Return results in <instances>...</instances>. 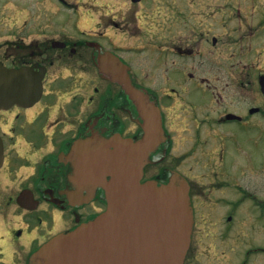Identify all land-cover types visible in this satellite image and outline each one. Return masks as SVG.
Listing matches in <instances>:
<instances>
[{"label":"flooded vegetation","instance_id":"obj_1","mask_svg":"<svg viewBox=\"0 0 264 264\" xmlns=\"http://www.w3.org/2000/svg\"><path fill=\"white\" fill-rule=\"evenodd\" d=\"M57 2L65 4L64 0H47L49 8L43 6L30 12L27 0H14L13 7L0 0V5L10 9L1 7L2 16L6 11L10 19L22 15L19 21L0 22V66L12 70L29 68L42 75L37 102L0 109V206L5 207L0 212L5 225L0 232V264H33L32 255L50 238L74 230L105 210V194L97 183L98 172L88 164L85 143L114 137L135 140L143 135L145 115L121 85L105 79L98 71V59L105 53L113 54L128 67L131 85L146 104L160 111L166 140L151 154L141 181L164 184L178 173L187 182L193 225L183 264H195L202 255L199 247L205 241L214 253L219 247L229 248L231 264H251L253 256L264 260V195L239 183L240 172L255 171L263 180L260 186L264 192V149L262 155L255 157L235 140V130L224 127L239 123L242 129L255 128L249 148L256 151L264 147V94L259 83L264 76V2L236 0L235 5L223 8L220 0H201L197 13L200 23H182L177 18L169 22L171 29L174 23L180 28L177 36H195L198 26V37L191 38L184 47H170V52L183 61L177 80L185 74L186 80L199 82L204 92L199 102L190 101L176 87H169V60L163 59L162 64L167 86H152V74L137 71L119 44L104 41L108 37L103 29L114 22L106 17L109 11L89 18L91 22L97 20L91 24L95 29L85 33L81 24L90 23L89 19L78 23L83 9L71 7L69 11H77L76 22H62ZM55 7L57 10L53 11ZM228 23L235 27L227 38L237 47L230 55L232 74L257 89L256 100L241 105L237 104L236 92L226 94L228 86L211 84L218 82L220 60L210 58L207 65L204 60L221 40V34L215 31ZM153 47L157 52L161 50L162 57H169L167 43ZM243 56L245 62L238 61ZM189 63L195 74L185 72ZM176 103L183 105L180 114L187 108L184 119L200 133L193 147L181 155H173L174 141L169 131V114ZM198 111H204L203 118H197ZM213 127L225 132L217 133L219 149L201 151L204 160L197 162L199 166L189 167L190 158L196 156L194 147L204 148L211 139H217L211 133ZM75 147L79 149L72 153ZM197 167L207 172L202 183L192 176ZM246 207L253 212L245 217Z\"/></svg>","mask_w":264,"mask_h":264},{"label":"water","instance_id":"obj_2","mask_svg":"<svg viewBox=\"0 0 264 264\" xmlns=\"http://www.w3.org/2000/svg\"><path fill=\"white\" fill-rule=\"evenodd\" d=\"M97 68L105 79L121 85L145 115L144 133L135 140L114 137L85 143L86 158L98 172L106 209L76 229L52 237L32 255L31 262L183 264L193 224L186 181L177 173L164 184L140 181L150 155L166 139L159 110L141 98L129 81L127 66L116 56H100ZM41 80L42 75L32 69L0 66V109L34 104L41 94ZM259 83L264 94V76ZM78 149L73 148L72 153ZM2 160L0 140V167Z\"/></svg>","mask_w":264,"mask_h":264},{"label":"rangeland","instance_id":"obj_3","mask_svg":"<svg viewBox=\"0 0 264 264\" xmlns=\"http://www.w3.org/2000/svg\"><path fill=\"white\" fill-rule=\"evenodd\" d=\"M43 1L46 2L43 3ZM64 1L65 4H60V2L56 3L60 7V17L64 18L62 22H65V20H67V22L69 21V23L76 22L77 11L75 9L69 11L71 7H77L79 8V10L80 8L83 9L80 10L83 11V15L80 16L78 23L85 20L87 21V19L91 17H101L103 13L109 11L106 17L108 19L112 18L114 22H110L111 26L107 30L103 29V31L108 37L103 38L104 41L106 42V40H108L109 42L119 44L125 51L124 53H126L125 57L132 61L137 71H140L142 74H145V72L152 74V78L150 79L152 80V83H150L152 86H167L165 79V66L162 64H165L164 60H169V87H176L180 93L184 94L187 99L193 102H199L201 97L204 95L203 90L200 89L198 86V81L194 82L192 80H189L188 78L186 80L185 74L182 76V79L177 80L179 72L181 71L178 67H181L183 65V61L181 58L175 57L170 52V47H184L187 41L189 42L191 38L198 37V26L194 31L195 36H191L184 33L182 35L177 36L178 33H180V28L178 27V25H176L177 23L173 24V29H171L169 25V22L172 20V18H177V21L182 23H186L189 20H193L197 22V24L200 23V20L197 19V13L201 6V0H140L139 2H131L130 0ZM261 1L264 2V0ZM3 2L7 6H14V0H3ZM27 2V8L30 12L32 10L36 11L37 8H41L43 6H46V8L44 9L49 8L47 0H27ZM235 2L236 0H220V5L223 6V8H227L231 5H235ZM1 7L10 10L9 8H6L1 4L0 11H4L1 9ZM103 7L107 8V10L103 9ZM90 9L93 10L91 11ZM56 10L57 8L55 7L53 11ZM21 16L22 15L20 14L15 15L14 17H12V19L13 21H19L21 19ZM12 19L9 18L7 11L4 16L0 14V22L8 23ZM44 21L47 23L49 20L47 17H45ZM89 21L90 23L86 22L81 24V27L86 29L85 33H89L91 29H95L93 26H91V24L97 20L94 19L91 22V20L89 19ZM234 27V24L229 25L228 23L227 26L225 28L222 27L219 32L215 31V34H221V40L214 48L212 54L207 55L208 57H205L204 60L206 65L209 63L210 58L211 60H220L221 67L220 71L217 74L218 82H211V84H217L219 86H228V88L224 90L226 94L229 96L232 95L233 92H236L237 104L241 105L244 102H250L251 100L255 101L257 89L255 86L253 87L252 83L246 85V79L240 78L239 76L232 74V71L230 69V55L236 52L237 47L233 46L227 37L229 36V33L233 31ZM101 31L102 29H99V32ZM156 43H167L169 45V57H166L167 55H165V57H162L163 55L160 49L158 50V52L156 51V49L153 47V44ZM242 53L243 55H245V51H243ZM239 60H243L242 62H245L244 56L238 59V61ZM172 62H174V65L172 64ZM190 66L191 63L187 65V69L185 70V72L195 74V72L191 70ZM170 78H175L176 81L172 82L170 81ZM240 82L243 83L242 86L240 85ZM251 86L253 87V89H251ZM226 103H228V100H226ZM171 106L172 104L170 105V107ZM216 107H218V105H216L214 108ZM171 108L173 113L171 112L169 114V131L174 141L172 152L173 155H181L186 150H189L191 147H193L194 139H199L200 133L196 131V127L192 125V122L184 119L187 116V108L183 110L182 114H180V110H182L183 108L182 104L176 103ZM203 117L204 111H198L197 118ZM224 127L235 130L237 134L235 140L241 143L246 148V150H250V152L253 153L255 157L263 154L262 150L264 149V147L256 151L251 150L249 148V141L255 133V128L246 127V129H242L243 126H241L239 123L227 124L224 125ZM219 132L222 135L225 134V132L219 130L216 127H213L211 133L216 135L217 139H211L209 144L204 148H201L200 145L194 147V150L196 151V156L195 158H190V163L188 164L189 167H193L194 165L199 166L197 162H202L204 160L200 157L201 151H217L219 149V138L217 135V133ZM262 140L260 142L261 145ZM169 159L171 161L174 160L171 157H169ZM230 159L234 160V157L231 156ZM183 163L184 164H182L181 169L184 171L186 169L185 161ZM206 174L207 172H204L203 170L200 171L197 167L194 168V173L192 174V176L195 180L200 181V183H202L206 181ZM256 174L257 173L255 171L253 172V174L250 171L246 170L240 172L239 183H241L244 187H252L255 192L263 196L264 192L263 190H261L262 186H260L261 183H263V180L261 179L260 175L257 176ZM251 184L259 187V189H256L254 186H250ZM218 194L219 193L216 192V196H218ZM225 207H222V209ZM4 208L5 207L1 205L0 212ZM249 208H245V217L247 215H251L253 212H251V208ZM219 209L221 210V208ZM10 213L11 212H9V214ZM6 219L9 220L10 216H7ZM16 226L17 225L15 224V222H13V227ZM4 230L5 225L2 217L0 216V232H3ZM222 245L224 247H228L229 244L223 243ZM210 249L211 244L208 241H205L204 245H201V247H199V250L200 252H202V255L195 262V264H231L229 248L224 249L219 247L218 251L216 250V253H214L215 251ZM251 264H264V260L260 257L253 256L251 257Z\"/></svg>","mask_w":264,"mask_h":264}]
</instances>
